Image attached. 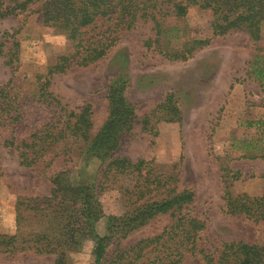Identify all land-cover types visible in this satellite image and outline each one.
<instances>
[{
  "label": "rangeland",
  "instance_id": "374dc122",
  "mask_svg": "<svg viewBox=\"0 0 264 264\" xmlns=\"http://www.w3.org/2000/svg\"><path fill=\"white\" fill-rule=\"evenodd\" d=\"M21 1L0 0V4L2 8ZM211 24L210 12L194 7L182 18L162 21L157 38L150 22L139 21L121 33L98 62L50 76L45 92L66 112L77 113L88 105L89 134L93 136L108 117L109 88L121 85L135 120L109 157L142 161L146 163L144 171L170 178L166 187H174L173 195L183 190L193 194L192 201L175 214L202 222L195 241L197 250L214 257L222 243L242 242L264 253V223L226 215L222 201L224 186L232 195L259 197L264 193V86L260 87L247 70L254 47L259 55L264 54V22L254 45L242 30L212 35ZM189 41L201 44L185 61H171L160 54L165 49L179 51ZM12 44L16 45V61L6 65L8 56L0 55V236L15 234L18 198L27 204L20 208L22 235L32 239L38 230H55V216L40 219L33 203L26 200L48 197L50 178L58 174L70 186H92L103 214L120 216L125 209L121 198L124 188L130 190L136 179H113L109 173L96 184L107 160L102 164L86 156L72 141H64L69 149H75L72 153L46 154L28 167L20 164L14 146L40 131L57 114L58 109H49L50 98L40 96L39 88L47 69L65 49L63 35L42 26L40 15L27 11L0 18V52L11 54ZM168 95L178 111V119L172 122L163 121L172 117L168 111L156 108ZM11 120L14 123L10 124ZM10 141L11 145L6 144ZM220 167L234 173L236 180L227 179L224 185ZM171 222L165 213L123 237L114 234L101 264H166L172 259H178V264H202L197 250L186 254L178 248L179 256L171 257L177 238L163 235ZM95 232L106 235L104 218L96 223ZM160 235L163 237L158 241L136 245ZM91 249L89 240L65 248V264H92ZM53 259V255L26 251L0 252V264H52Z\"/></svg>",
  "mask_w": 264,
  "mask_h": 264
},
{
  "label": "trees",
  "instance_id": "16d2710c",
  "mask_svg": "<svg viewBox=\"0 0 264 264\" xmlns=\"http://www.w3.org/2000/svg\"><path fill=\"white\" fill-rule=\"evenodd\" d=\"M33 5L36 7L32 9ZM191 7L210 12L212 35L242 30L252 45L260 38V27L264 22V0H24L2 8L0 4V18L23 11H27L28 14H39L42 26L53 28L64 38L65 51L59 54L47 69L46 80L39 88L42 92L40 96L50 98L47 106L51 111L58 109L57 114L43 125L40 131L34 132L18 146H14V149L18 150L20 164L28 167L43 160L46 154L59 156L72 153L75 149H69L68 145H64L65 140H70L77 144L76 146L83 150L86 156L102 164L107 160L95 180L96 184L109 173L113 179L114 177L136 179L134 186L130 190L125 187V193L121 195L125 208L123 213L120 216H105L92 186H70L62 174L54 175L50 178L52 188L48 197H34L27 199L26 202L33 203L36 216L42 220L55 216L54 220L57 222L53 225L55 230L53 228L48 230L47 227L38 230L31 236L32 239L22 235L19 220L23 211L20 208L21 206L26 208L27 204H23L24 198H18L15 203V234L0 236V252L12 254L26 251L38 255H53L52 264H65L63 250L68 247L75 248L83 240H89L92 242V264H101L108 241L114 234L123 237L129 231L145 225L154 216L165 213H169L172 222L163 235L177 238L175 243L172 242L171 257L179 256L176 252L178 248H183L186 254H192L197 250L195 241L197 233L203 226L202 222L175 214V211L192 201L193 194L183 190L173 195L174 187H166V181L170 178L144 171L146 163L142 161L132 163L126 158L109 157L116 149L119 137L131 129L135 120L133 107L124 101L121 85L109 88L107 94L109 114L105 123L93 136L89 134L91 122L88 105L82 106L77 113L66 112L45 92L50 76L63 73L70 67L84 68L98 62L116 44L119 35L131 30L137 22H150L157 38L162 21L168 18H182ZM144 44L150 45L149 41ZM198 44L201 43L189 41L179 51L165 49L160 54L171 61H185L199 48ZM206 44L205 41L204 45ZM11 47L13 48L11 54L9 51L6 55L0 52L3 57L8 56L5 60L6 65L16 61V45L12 44ZM258 52L254 47L247 62V70L248 75L263 87L264 54L259 55ZM171 101L172 97L168 95L156 106L162 111H168L172 116L164 119V122H172L173 118L178 119V111ZM18 118L16 117L15 121ZM12 123L14 120H11L10 124ZM7 143L12 144L11 141ZM220 172L224 185L227 179L236 180L235 174L225 168L220 167ZM158 197L159 199H154ZM222 201L226 215L241 216L253 223H264V193L259 197H249L244 193L232 195L227 186H224ZM39 205L42 207L39 208ZM101 218H104L106 223V235L103 236L95 232V225ZM163 235L139 241L136 245L158 241ZM196 252L200 255L202 264H264L263 251L242 242L222 243L214 257L202 250ZM178 262V259H172L166 264Z\"/></svg>",
  "mask_w": 264,
  "mask_h": 264
}]
</instances>
